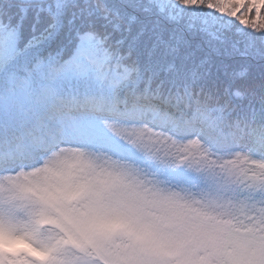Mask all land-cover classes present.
I'll use <instances>...</instances> for the list:
<instances>
[{"label": "snow or ice", "instance_id": "1", "mask_svg": "<svg viewBox=\"0 0 264 264\" xmlns=\"http://www.w3.org/2000/svg\"><path fill=\"white\" fill-rule=\"evenodd\" d=\"M0 264H264V0H0Z\"/></svg>", "mask_w": 264, "mask_h": 264}, {"label": "trees", "instance_id": "2", "mask_svg": "<svg viewBox=\"0 0 264 264\" xmlns=\"http://www.w3.org/2000/svg\"><path fill=\"white\" fill-rule=\"evenodd\" d=\"M253 73H254L255 75H257V76L259 75V72H258L257 69H254V70H253Z\"/></svg>", "mask_w": 264, "mask_h": 264}]
</instances>
